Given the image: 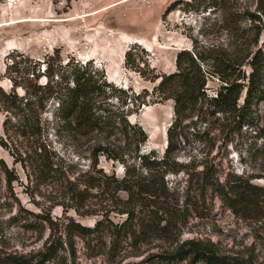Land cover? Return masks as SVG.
<instances>
[{"label":"trees","instance_id":"16d2710c","mask_svg":"<svg viewBox=\"0 0 264 264\" xmlns=\"http://www.w3.org/2000/svg\"><path fill=\"white\" fill-rule=\"evenodd\" d=\"M66 1L69 7L70 0ZM252 2L256 4L254 9ZM177 4L218 14L228 42L212 40L198 45L194 40L191 49L176 52L174 70L154 76L158 81L152 93L159 101H172L173 111L161 153L155 149L143 150L147 133L139 123L129 119L134 108H128L127 99L138 108L143 102L139 94L130 97L89 61L45 60L43 72L24 85L11 79L13 88L24 89L23 95H18L15 89L0 93V105L10 113L3 126L6 128L7 123L14 126L18 144L12 152L13 162L23 169L27 185L33 184L28 195L34 200L35 189L40 185H55L66 200L62 203L66 208L80 215L100 211L92 226L72 220L62 224L68 237L78 236L87 245L89 240H96L100 254L111 257L121 254V231H126L125 237L134 235V220L138 216L144 214L138 225L155 229L162 224L165 231L173 219L181 218L179 213L184 215L186 208L204 204L207 196H216L239 219L255 224L264 222V184L256 182L264 179V126L260 125L259 113V104L264 100V40L261 41L264 0H175L166 11ZM125 56L127 61L129 51ZM42 76L44 83L39 80ZM209 81L215 85L209 87ZM48 103L52 106L56 133L87 144L88 168L78 172L69 165H58L54 151L42 143L41 121ZM193 114L210 119L224 142L230 141L231 136L240 138L243 147L238 154L244 163L240 172L224 165L227 158L224 154L210 156L209 152H203L185 162L178 159L182 149L178 129ZM248 137L253 140L247 141ZM12 143L11 140L9 144ZM0 145L11 151L2 138ZM100 156L120 163L122 176L99 167ZM181 173L187 175L182 202L166 180L169 174ZM0 178L5 182V192L16 201L11 184L19 181V177L1 157ZM32 202L38 207L37 202ZM25 212L38 222V225L26 223L28 229H49L43 247L34 253L19 254L0 245V264H43L63 247L61 237L53 232L54 222L43 214V209ZM111 212L124 218L114 222ZM154 256L168 264L185 259L204 264H257L254 259L221 253L213 243L195 239L184 240L171 251Z\"/></svg>","mask_w":264,"mask_h":264},{"label":"rangeland","instance_id":"374dc122","mask_svg":"<svg viewBox=\"0 0 264 264\" xmlns=\"http://www.w3.org/2000/svg\"><path fill=\"white\" fill-rule=\"evenodd\" d=\"M173 1L70 0L68 7L66 0H0V93L15 89L18 95H23L24 89L21 86L13 88L11 79L24 85L34 75L43 72L45 60L56 63L59 59L64 63L69 58L80 63L89 61L130 97L139 94V100L143 102L138 108L131 106L132 100L127 99L128 108H134L129 119L139 123L147 133L143 150L155 149L161 153L173 111L172 101H159L152 93L158 81L154 76L174 70L176 52L183 48L191 49L194 40L198 45L212 40L228 42L218 14L190 10L183 4L166 11ZM255 5L252 2L251 8L254 9ZM262 21L261 41L264 40V14ZM39 80L44 83L45 77ZM214 85V81H209V87ZM112 102L117 103V100ZM51 110L48 103L41 121L42 143L54 151L58 165H69L78 172L88 168L87 144L82 145L64 133L58 135ZM259 113L260 125L264 126V100L259 104ZM8 115L10 113L0 105V139L11 148L8 151L0 145V157L16 171L23 184L17 180L11 184L15 201L9 192H5V182L0 178V245L3 249L19 254L41 249L49 229H28L26 223L38 225V222L25 210L39 212L43 209V214L54 222V234L63 241V247L57 254L43 264H168L159 262L154 254L171 251L187 239L213 243L221 253L240 255L264 264V222L255 224L237 218L216 196H207L205 203L197 208H186L184 215L179 213L181 218L173 219L165 231L161 229L162 224L155 229L138 225L144 214L138 216L134 220V235L125 237L126 231H121L119 239L123 250L115 257L100 254L94 239L87 245L78 236L68 237L62 224L72 220L92 226L100 217V211L94 215H80L74 209L66 208L62 204L66 200L55 185H40L35 189L32 200L28 193L33 184L27 185L23 169L13 162L12 152L14 145L18 144L15 143L14 126L9 123L6 128L3 126ZM209 121L193 114L182 122L178 129L182 146L178 159L185 162L190 156L198 157L203 152H209L210 156L224 154L227 157L224 165H231L240 172L244 167L238 154L243 147L239 144L240 138L231 136L230 141L224 142L223 136ZM11 140L13 143L9 144ZM251 140L253 138L248 137L247 141ZM98 166L118 176L123 174L120 163L106 160L103 156L99 157ZM186 178L187 175L182 173L166 176L171 190L179 193L180 202L184 200L182 192ZM256 182L264 184V179ZM32 201L37 202L38 207ZM110 215L114 222H121L124 218V215L114 212ZM173 264L204 263L185 259Z\"/></svg>","mask_w":264,"mask_h":264}]
</instances>
